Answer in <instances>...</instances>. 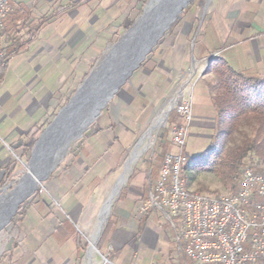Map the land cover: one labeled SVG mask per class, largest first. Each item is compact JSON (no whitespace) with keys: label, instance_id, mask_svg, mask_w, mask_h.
Masks as SVG:
<instances>
[{"label":"rangeland","instance_id":"1","mask_svg":"<svg viewBox=\"0 0 264 264\" xmlns=\"http://www.w3.org/2000/svg\"><path fill=\"white\" fill-rule=\"evenodd\" d=\"M9 2L12 13L0 32V50L6 55L0 65V100L28 95L30 104L48 99L52 109L39 122L41 113L32 117L21 106L27 123L18 126L8 115L9 126L20 128L22 134L8 144L9 161L3 169L0 197L24 185L38 144L74 99L87 91L83 86L91 75L103 66H120L113 62L118 53L130 56L140 28L160 0H55L51 5L44 0L35 7L34 1L26 6ZM164 3L161 17L170 14L173 6L181 7L172 20L161 22L162 35H153L150 51L139 65L95 109L93 119L34 185V191L14 207L0 231V264H189L184 256L176 254L167 221L156 210L146 212L148 193L165 156L178 152L171 143V129L181 123L176 107L187 103L194 113H210L206 105L214 94L211 86L216 83V77L207 70L211 59L222 56L234 69L257 63L253 43L242 39L259 33L257 27L262 24L258 17L264 8H258L259 16L253 12L246 24L249 26L243 30L244 22H238L243 7L240 3L235 5L234 0ZM84 11L87 20L82 24H77L73 16H64L66 12L76 15ZM67 41L80 46L68 60H59L60 53L67 54V48L60 47ZM199 43L205 51L198 58L193 57ZM182 51L183 57H179L177 53ZM239 51L250 55L237 57ZM184 57L186 65L180 67L177 59ZM45 61L49 65L41 64ZM163 83L164 89L158 92ZM92 86L97 91L101 87ZM93 99L96 100H82L77 108L93 103ZM169 103L174 104L151 135L149 130ZM217 123L215 115L195 119L192 114L184 147L186 158L206 149ZM245 138L258 142L264 159V132H259L256 125L242 124L235 134V143L240 144ZM136 148L139 155L109 203ZM184 175L181 173L185 187L193 192L219 196L236 191V185L224 183L213 174L192 171ZM107 205L100 228L99 216ZM94 236L97 239L88 261Z\"/></svg>","mask_w":264,"mask_h":264},{"label":"built area","instance_id":"2","mask_svg":"<svg viewBox=\"0 0 264 264\" xmlns=\"http://www.w3.org/2000/svg\"><path fill=\"white\" fill-rule=\"evenodd\" d=\"M10 12L9 0H0V32ZM5 57L0 50V65ZM175 111L181 123L172 127L171 143L178 152L163 159L146 212L156 210L167 221L176 252L189 264H264V175L246 168L236 193L224 199L190 196L179 168L186 159L192 106L181 104Z\"/></svg>","mask_w":264,"mask_h":264},{"label":"trees","instance_id":"3","mask_svg":"<svg viewBox=\"0 0 264 264\" xmlns=\"http://www.w3.org/2000/svg\"><path fill=\"white\" fill-rule=\"evenodd\" d=\"M207 70L216 77L209 100L217 128L205 150L186 158L182 175L192 171L213 174L224 183L236 185L237 191L244 168L264 175L258 142L245 138L240 144L235 143V134L242 124L256 125L259 132H264V73L236 70L222 56L212 58Z\"/></svg>","mask_w":264,"mask_h":264},{"label":"bare ground","instance_id":"4","mask_svg":"<svg viewBox=\"0 0 264 264\" xmlns=\"http://www.w3.org/2000/svg\"><path fill=\"white\" fill-rule=\"evenodd\" d=\"M175 6L172 7L174 9H171L170 14L168 15L165 14L164 16L161 17V20L159 21L163 22L164 24L165 22L172 20L178 13V9H180L181 7L179 6L178 8H175ZM141 21L142 19H140V22ZM156 29L160 31V25ZM154 34H152L151 37L149 36L142 37L141 41L136 40L137 39L136 38L135 39L136 43H132V47H134V49L128 53L130 55L129 57L126 56L127 54L125 56L123 54L122 57L118 61H115V58H113L114 60L113 62L120 64V66L117 67V65L112 64L113 62L111 60L110 63L112 65H109V66L106 65L107 67L103 66V67L98 68L97 71L93 73L95 75L92 74L93 76L91 75V78L87 80V82L83 86L84 88H87V91H84L83 96H80L74 99L72 105L68 107L66 110H64L63 114L60 115L61 118L60 117L58 118L59 121L57 120L58 122L55 124V126L52 127L47 132L44 138H42L40 145L38 144L37 148L34 151V159L32 161V170L26 176L24 185L21 187H18L11 194L5 197H0V231L2 230L4 224H6L7 219L9 218L10 214L13 213V209H15L14 207H16L18 202L24 199L29 193H31V191H34L33 190L35 188L34 185L35 184L37 185L40 178L44 176V174L48 171V169L54 166L58 162V160L64 155V152L66 151L69 143L73 140V138H75V135H77L78 132L81 131L88 124V121L90 119H93L96 111L99 109L98 107L100 105L102 106L106 102V98L110 97L112 92L117 87L118 83L124 78V76H126V74L131 69V67L136 62L140 61L145 50L149 47L150 43L153 42ZM92 84L93 85L95 84L101 87L97 91L98 88L95 86L93 87ZM90 89L92 91H90ZM86 93L87 95H90L89 98H86L87 97ZM91 97L96 98V100L93 99L94 100L93 103L91 102L90 104H86V105L82 104L80 107L77 108V106H79L82 100L90 99ZM80 98L81 100L79 101ZM169 104L158 115L157 120L155 121L152 128L149 130L150 132H152L151 135H153L154 132L157 131V129L163 124L167 113L169 112V110L171 109L174 103L173 104L169 103ZM95 109L97 110L95 111ZM94 111L95 113H93ZM43 144L45 145V148L43 147ZM138 153H139L138 148H136L134 152L132 153V155L130 156L128 162L125 165L124 174L119 179L117 185L115 186L112 194L110 195L108 199L109 203L111 202L112 195H115L117 193V190L122 185V182L125 180L127 173L129 172L130 168L133 165V162L139 155ZM185 163H186V159L180 164V168H179L180 178H181V173H182ZM181 181H182V188L187 189L185 187V184L182 178H181ZM188 192H190V196L202 195L200 193L193 192L190 190H188ZM230 195L232 194L210 196V198L211 199H224L225 197H230ZM107 207L108 205L105 207V209H103L102 213L99 216V227L100 228L105 221V218L107 215L106 211L108 209ZM95 238L96 237L94 236L90 241V248L87 254L88 261H90L91 253L95 245L94 244Z\"/></svg>","mask_w":264,"mask_h":264},{"label":"crops","instance_id":"5","mask_svg":"<svg viewBox=\"0 0 264 264\" xmlns=\"http://www.w3.org/2000/svg\"><path fill=\"white\" fill-rule=\"evenodd\" d=\"M33 1L35 2V5L32 7H35L37 5L38 1L44 2V0H11L12 5L14 4L16 6H19V5L26 6L25 5L26 3H32ZM46 1H47L46 4L51 5L55 0H46ZM62 1H64V0H62ZM234 1H235V5L240 3L243 7V10L241 11V16L239 17V21H238L239 23L244 22L245 26L242 27L243 30L249 26L246 24H249V19H251L250 16H252V15L254 16L253 12L257 11V12H255V14L257 13L256 15L259 16V13H258L259 9L258 8L259 7L264 8V0H234ZM263 12H264V10H263ZM69 15L76 18L75 21L77 24H82L87 20V19H85V17H87L85 11L82 12V14L76 13V15L73 12H66L64 14L65 17H68ZM258 19L262 24L260 27H257L260 30L259 33H257V35L252 33L247 37H243V39H242L243 41H249L250 43H253L254 49L252 51L256 55L257 63L254 62L253 66H251V67H248V68L245 67L243 69L238 68L236 70H249V71L256 72V73H264V13L261 16H259ZM98 22H100V21L98 20ZM232 22L236 23L235 20H232ZM78 46H80L79 43L75 44V42H73V41L65 42L60 47H61V49L67 48V52H66L67 54L61 55V53H60V55H58L57 58H61L59 60H63V61L66 60V58L68 60L70 55L71 56L74 55L75 49H77ZM93 46H95V45H93ZM195 46H196V49L194 50L195 53L193 54V57L197 56V58H198L199 54H203L202 50L205 51V47L202 45V43H199ZM183 51H182V53H180V52L177 53L179 57H183V53H184ZM206 54H208L207 51H206ZM240 55L245 56V55H250V53L245 52V51L244 52L239 51L236 54V56L238 57ZM180 59L181 58L177 59V61L180 64V67H183V66L185 67L186 62H187L186 57H184L181 60ZM41 64L44 66L49 65L48 61H45V63H41ZM164 86H165V84L163 83L159 88H157L158 92L159 91L161 92V89L163 90ZM28 100H29L28 95H27V97H26V95L25 96L19 95L16 97V99L14 98V100L11 96H7V97H4L3 99L0 100V129H1V132H0V181L2 180V177L4 174L3 169L8 164V161H9L8 144H12L15 141H17L22 134V131H20V128H18L16 126L14 127L13 124L11 125V127L9 126V124L7 122L8 121L7 120L8 115L11 114V117L14 119V123L16 122L15 125L18 126V125H23V124L27 123V121H25V119L27 118V115L23 114L24 112H23L21 106H24V108L27 109L30 116H32V117L36 116V114L38 115V113H41L40 114L41 116L39 115L41 117L39 119V122L41 120H43L44 118H46L47 114L52 109L51 102H48V99H45L41 104H39L36 101H34V102L32 101L30 104L28 102ZM43 106H45V108H42ZM206 106H208V108H209V111H210L209 115H203L197 111L195 112L196 113L195 114L194 113L195 110L192 109V111H193L192 114L195 117V119L200 118V117L201 118H212V117L214 118L215 112H214L213 107L210 104V101H209V104ZM3 117H4V119H3ZM16 132L18 133V135L16 134ZM1 136H3V138ZM169 232L172 233L170 230H169ZM122 247L126 248L123 245L121 246V248ZM174 249H175V247H174ZM175 252H176V250H175ZM176 254L181 256L177 252H176Z\"/></svg>","mask_w":264,"mask_h":264},{"label":"water","instance_id":"6","mask_svg":"<svg viewBox=\"0 0 264 264\" xmlns=\"http://www.w3.org/2000/svg\"><path fill=\"white\" fill-rule=\"evenodd\" d=\"M164 2H165V0H160V2H159V3L153 8L149 20H148L146 23H144V24L142 25V27L140 28L139 33H138V35L136 36V37H137L136 40L139 41L142 37H144V34H145L146 36H149V37H151V35L154 34V33L159 34V35H162L163 28H161L160 31H158L156 28L159 27V25L161 24V21H159V20H161V14H160L159 12H160L162 6L165 4ZM166 4H167V1H166ZM157 32H158V33H157ZM159 35H158V36H159ZM136 37H135V38H136ZM136 40H135V41H136ZM135 41H134V43H136ZM127 51H129V50H127ZM149 51H150V45H149V47L145 50V52H144V54L142 55L140 61L136 62V63L131 67V69L128 71V73H127L128 75L130 74V72H131L133 69H135V68L139 65V63L141 62V60L144 58L145 54H147ZM123 54H124L123 52H122V53H118V55H117L116 58H115V61H118V60L122 57ZM15 209H16V208H15ZM15 209H14V210H15Z\"/></svg>","mask_w":264,"mask_h":264}]
</instances>
